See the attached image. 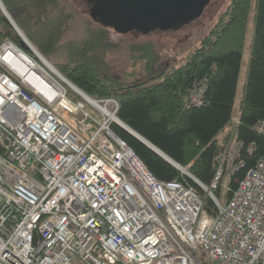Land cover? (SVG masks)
<instances>
[{"label": "built area", "instance_id": "built-area-1", "mask_svg": "<svg viewBox=\"0 0 264 264\" xmlns=\"http://www.w3.org/2000/svg\"><path fill=\"white\" fill-rule=\"evenodd\" d=\"M11 49L36 64L0 46V264H264V157L226 202L214 193L243 167L241 144L224 149L207 187L182 169L211 215L192 187L157 181L117 137L116 101L49 69L38 94L11 70ZM255 129L264 135V121Z\"/></svg>", "mask_w": 264, "mask_h": 264}, {"label": "trees", "instance_id": "trees-1", "mask_svg": "<svg viewBox=\"0 0 264 264\" xmlns=\"http://www.w3.org/2000/svg\"><path fill=\"white\" fill-rule=\"evenodd\" d=\"M66 9L60 0H0V46L10 42L23 53L28 52L13 24L44 59L64 57L65 62L56 71L65 80L93 100L116 101L117 119L174 164L113 124V132L151 175L159 182L192 187L203 199L204 209L213 215L210 199L181 172L187 170L207 187L224 149L241 144L239 160L243 167L227 182L228 192L218 189L214 193L226 202L245 171L264 157V135L255 129L264 121V0H230L209 33L186 54L179 67L162 65L150 41L132 44L126 60L130 66L116 77L106 75L105 60L113 49L107 43V34L86 30L78 40L66 38L75 19ZM250 21L253 33L249 59L235 115ZM60 47L75 50L65 54ZM200 88L201 103L190 104L191 93ZM68 95L73 96L71 92Z\"/></svg>", "mask_w": 264, "mask_h": 264}, {"label": "rangeland", "instance_id": "rangeland-1", "mask_svg": "<svg viewBox=\"0 0 264 264\" xmlns=\"http://www.w3.org/2000/svg\"><path fill=\"white\" fill-rule=\"evenodd\" d=\"M60 1L64 3L67 8L66 10L72 12L75 16V19L71 24V31L67 34L66 38L76 37L78 40L80 37H82L86 30L104 31L107 34V43L111 45L113 49L107 54L105 60L108 66L106 75L116 77L119 76L122 71L127 70L130 66V64L126 61L128 58L127 55L130 46L132 44L141 45L143 42L147 41H150L155 45L156 51L161 58L160 63L162 65H174L177 67L181 66L184 63L186 54L197 47L201 39L209 33L210 29L215 24L220 14L228 6L230 0H211L210 5L205 9L203 15L197 21L193 22L192 24L178 32H157L152 33L148 36H140L133 33L118 35L112 30L101 28L99 25L94 24L90 20L88 12L86 11L87 9L85 7L84 0ZM252 33L253 29L252 23L250 21L246 36V48L244 51L242 66L239 75L237 95L234 104L235 115H237V112L239 110L242 86L245 80L246 65L249 59L248 47L250 44ZM70 50L71 52H74L75 49L72 47L68 51L64 50V48L62 47L59 48V51L65 54H69ZM26 54H29L31 57H33L35 61H37L36 65L40 66L41 69H43L45 72H49V70L41 64V62L33 53L28 51ZM54 57L55 55L45 60L56 70L57 68H59V65H61L62 62H65L66 59H64V57L62 56H60L59 58ZM29 59L31 60L30 57ZM76 59L77 57L74 60Z\"/></svg>", "mask_w": 264, "mask_h": 264}, {"label": "water", "instance_id": "water-1", "mask_svg": "<svg viewBox=\"0 0 264 264\" xmlns=\"http://www.w3.org/2000/svg\"><path fill=\"white\" fill-rule=\"evenodd\" d=\"M210 2L211 0H88V3L91 4L89 18L94 24L112 30L118 35L134 33L140 36H148L155 32L168 33L184 29L203 15ZM12 27L24 49L36 55L40 60L38 52L31 47L13 24ZM23 57L27 59L25 55ZM69 85L73 86L72 84ZM117 121L118 127L174 166L159 151L118 119ZM187 177L191 178L190 176Z\"/></svg>", "mask_w": 264, "mask_h": 264}, {"label": "bare ground", "instance_id": "bare-ground-1", "mask_svg": "<svg viewBox=\"0 0 264 264\" xmlns=\"http://www.w3.org/2000/svg\"><path fill=\"white\" fill-rule=\"evenodd\" d=\"M38 55L40 58V60H38L44 67H46L52 72L58 73L42 56H40V54ZM6 59L11 70L16 75L21 77L28 86L32 87L38 94L45 93L43 90V84L39 82L41 80L40 77L45 76V73L40 68V66L33 64L29 60L25 59L21 53L19 54L17 51L14 50L8 51Z\"/></svg>", "mask_w": 264, "mask_h": 264}, {"label": "flooded vegetation", "instance_id": "flooded-vegetation-1", "mask_svg": "<svg viewBox=\"0 0 264 264\" xmlns=\"http://www.w3.org/2000/svg\"><path fill=\"white\" fill-rule=\"evenodd\" d=\"M84 4H85V7H86V11L88 12V16H89V9L91 8V4L88 3V0H84ZM109 30V29H108ZM178 32V31H177ZM157 33V32H155ZM168 33H173V32H168ZM134 34V33H133ZM150 35V34H149Z\"/></svg>", "mask_w": 264, "mask_h": 264}]
</instances>
